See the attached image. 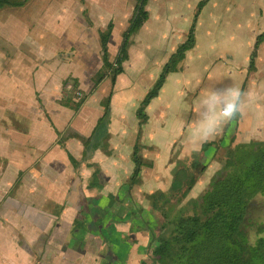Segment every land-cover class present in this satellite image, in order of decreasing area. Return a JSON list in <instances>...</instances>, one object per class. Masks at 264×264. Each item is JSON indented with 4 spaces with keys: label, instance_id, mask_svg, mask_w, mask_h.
<instances>
[{
    "label": "crops",
    "instance_id": "0c3cea01",
    "mask_svg": "<svg viewBox=\"0 0 264 264\" xmlns=\"http://www.w3.org/2000/svg\"><path fill=\"white\" fill-rule=\"evenodd\" d=\"M201 1L148 0V18L130 40L123 72L113 86L104 80L77 112L61 101L68 92L90 94L92 78L102 67L99 32L112 25L108 54L113 61L136 1L59 0L55 5L61 2L64 11L58 13L60 18L52 16L59 23L47 30L53 35L49 39L37 34L35 7L5 8L28 10V16H12L14 27L11 22L0 23L4 40L14 41H10L11 53L5 55L3 46L0 50V110L11 114L0 115V166L6 168L0 177V264H141L146 260L147 245L140 240L129 241L120 262L101 257L102 248L119 246V233L128 231L135 212L132 195L125 190L119 194L133 168L127 166L128 157L132 163L134 144L127 149L123 138L129 128L125 116L120 114L121 128L115 118L109 120L108 151L95 143L84 156L83 144L70 135L88 138L92 134L104 112L102 101L109 95L112 101L119 89L131 88V73L140 72L141 85L154 82L160 66L186 40ZM47 10L45 6L42 14ZM201 13L195 32L197 48L205 41L204 54L194 58L198 72L206 64L211 74L198 76L197 81H210V87L216 85L214 90L239 86L242 91L250 81L255 106L252 130L264 141V37L255 49L256 38L264 33V0H210ZM26 31L33 36L23 44ZM104 82L109 84L104 98L91 101ZM196 92L203 102L207 94L201 89ZM221 99L226 97L222 94ZM195 153L186 147L179 159L190 160ZM107 213L115 217L108 231L116 234L117 243L103 244L89 229L94 218Z\"/></svg>",
    "mask_w": 264,
    "mask_h": 264
},
{
    "label": "trees",
    "instance_id": "16d2710c",
    "mask_svg": "<svg viewBox=\"0 0 264 264\" xmlns=\"http://www.w3.org/2000/svg\"><path fill=\"white\" fill-rule=\"evenodd\" d=\"M29 1L0 0V10L21 8ZM135 1L134 13L123 33L116 58L110 61L108 54L112 30L110 24L105 31L99 32L102 67L92 78L90 94L79 99L67 96L61 101L62 106L77 112L104 80L108 79L112 86L115 84L116 78L123 72L122 64L127 60L132 36L148 18L145 9L148 0ZM208 1L199 3L187 42L178 47L177 53L172 55L162 70L154 89L140 105L138 118L142 117L144 109L158 95L166 75L174 69L173 60L181 56L180 52L194 45L197 15ZM262 37L264 33L256 38L255 49ZM254 55L255 52L251 60ZM102 106L103 115L88 138L70 135L81 141L84 156L95 143H101L104 148L108 146L109 136L103 129L107 128L109 122L110 95L102 101ZM236 142L233 137L225 141L226 145L219 140L209 145L212 149H203L190 160H182L183 163L177 168L166 169L168 179L165 188L157 186L153 194L143 193L142 197L135 189L143 184L141 174L146 166L138 156V144H135L132 151L134 167L129 180L119 189L125 190L129 197L132 195L130 198L135 210L134 216L127 232H117L120 234L119 246L102 248L101 257L120 262L129 241L140 240L147 245V258L141 264H264V224L256 226L259 237L255 243L250 244L248 241V235L255 231H251L252 208L254 201H257L254 199L264 195V141ZM58 143L62 145L61 138ZM70 161L75 164L72 157ZM211 165L214 169L211 176L198 187L199 179L204 176L205 180ZM147 167L151 169L152 164ZM121 202L117 201L118 204ZM114 222L115 217L107 213L103 218H94L89 229L103 244L117 243L114 239L116 234L108 231Z\"/></svg>",
    "mask_w": 264,
    "mask_h": 264
},
{
    "label": "rangeland",
    "instance_id": "374dc122",
    "mask_svg": "<svg viewBox=\"0 0 264 264\" xmlns=\"http://www.w3.org/2000/svg\"><path fill=\"white\" fill-rule=\"evenodd\" d=\"M58 2L59 0H30L27 3L29 4L27 6H29L30 8L35 7V10L32 11L33 18L36 21V25L38 28V35L43 34L44 36H49L48 39L51 38L50 36H53L50 32L48 34L47 30H50L55 23L59 22L54 20L52 16L60 18V16H58V13L64 11L62 9V6L59 5L61 4V2L58 5H55V3ZM45 6L48 7V12L42 14ZM202 9L197 15L198 18L202 14ZM27 12L28 10L25 9L19 11H12V9H2L0 10V23L4 22L2 23L3 25H8L11 22L14 27L15 18H12V16H28ZM1 30L0 50L2 51L1 46H3L5 55H7L12 52V47L10 46V44L14 43V41L12 39L8 41V39L6 38L8 41L6 42L4 40L5 31L2 32ZM41 30L42 33H40ZM24 35L25 36L22 39L23 44L25 40L33 36L28 35L27 31L26 33H24ZM188 36L189 33L186 36V40L180 43L178 47L187 42ZM193 39L194 45L191 47H187L183 52H180L181 56L177 60H173V64H175L174 69L166 75L165 81L162 88L159 90L158 95L151 100V107H146L144 109L141 118L137 117V111L139 110L140 105L142 104L146 95L154 89L162 70L165 69L166 65L170 62V58L172 57V55L177 53L178 47L174 52L171 53L172 55H170L166 62L160 66V73H158V75L157 73L154 74V76H157V78L153 83H151L150 85H141V81L139 80L140 72H133L129 75L133 80L132 87L129 89H119L116 95L113 97L112 101L110 100L108 120H113L115 118L116 123L118 121L120 124L119 127L121 128V121L119 120L120 114L122 113L125 116V126L126 128L129 127L127 128L128 131L125 132V136L123 135L124 140L127 142V149H130L133 144L134 146L135 144H138V156L142 159V162L146 166L143 168L141 174V179H143L144 183L142 186H137L135 189L138 190L137 194L141 197L144 195L143 193L148 192V194H153L155 187L157 186L159 188H165L167 182L166 169H175L183 163L181 160L182 158H179L181 156L180 154L185 150L186 147L195 149L197 150V153H200L203 149H212V147H209V145L219 140L223 142V145H226L225 141L230 137H233L237 142L247 141L244 143L259 141L254 136L252 130L254 125L252 114L255 106L253 105L252 101H249V99L246 98L248 96L247 94H251L252 92L251 82L248 81L246 89L243 91L246 94L245 103L238 113L239 115L225 124L214 138H211L210 140L203 143L194 144L191 142L197 125L199 124L205 110V105L203 104L202 99H199L196 89H201L204 94H207L208 88L210 87V81L206 83L201 80L197 81V79L198 76H204L203 74L207 72H210L209 74H211V67L206 66V64L202 67V70L198 72L199 62L195 60L194 57L204 54L202 52L204 51L205 41L201 40L197 48L198 44L196 42L195 30ZM47 43L49 44V41H47ZM217 43L219 46H221L220 40H217ZM229 48L230 47H228V49ZM224 49L228 50L226 48ZM189 55L191 58H189ZM7 61L6 70L10 71V69H8L9 65ZM190 62H192L191 64L193 67V71L190 68ZM193 78L196 79L195 82ZM187 79H190V81L187 82ZM106 86L109 87L108 82H104V84L98 90V94H96L95 97L91 99V101L99 97L103 99L107 92ZM215 86L216 85L211 86L210 90H214ZM162 89L163 93L160 95V91H162ZM176 92H178L179 95L176 96ZM74 94L68 92L69 96H72L75 99L79 98ZM159 95L160 99H157ZM81 97L82 96H80V98ZM105 100L106 98H104V101ZM155 108H157L158 111L155 110ZM217 111H219V105L217 106ZM2 112H4L5 116L7 117L11 116V114L7 110H0V115H2ZM0 124H2L1 121ZM107 128L103 129V132L106 133V135L109 133V127L107 126ZM117 130L120 131L119 128H117ZM229 130H231V132ZM122 132H120V134ZM106 150L108 151L107 148ZM131 164L132 167H134L133 162L131 163L128 157L127 166L129 167ZM148 164H152L151 169H147ZM213 170V167H211L210 171L205 177V180L204 176L199 179L200 181L197 183L198 187L206 183L205 181L208 180V178L211 176ZM5 172L6 168H2V166H0V177H4ZM254 200L257 201H254V208H252L253 229L251 231H255L251 232L248 235V241L250 244H254L259 237L256 233V228L258 227V225L264 224V195L258 196Z\"/></svg>",
    "mask_w": 264,
    "mask_h": 264
},
{
    "label": "clouds",
    "instance_id": "9594fccd",
    "mask_svg": "<svg viewBox=\"0 0 264 264\" xmlns=\"http://www.w3.org/2000/svg\"><path fill=\"white\" fill-rule=\"evenodd\" d=\"M226 99L222 100L221 96ZM249 101L253 99L247 94ZM246 94L239 86H230L222 90H209L203 99L204 114L197 125L192 143H203L214 138L220 129L230 122L240 112L245 103ZM219 105V111L217 106Z\"/></svg>",
    "mask_w": 264,
    "mask_h": 264
},
{
    "label": "built area",
    "instance_id": "2783aa9c",
    "mask_svg": "<svg viewBox=\"0 0 264 264\" xmlns=\"http://www.w3.org/2000/svg\"><path fill=\"white\" fill-rule=\"evenodd\" d=\"M78 97L80 96L78 93L76 94Z\"/></svg>",
    "mask_w": 264,
    "mask_h": 264
}]
</instances>
